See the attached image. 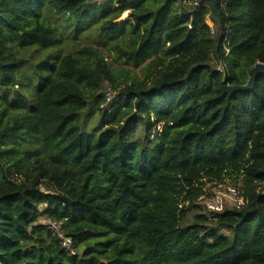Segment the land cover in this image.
Wrapping results in <instances>:
<instances>
[{"label":"trees","instance_id":"obj_1","mask_svg":"<svg viewBox=\"0 0 264 264\" xmlns=\"http://www.w3.org/2000/svg\"><path fill=\"white\" fill-rule=\"evenodd\" d=\"M215 1L220 37L209 0H0V264H264V73L220 89L264 63V0Z\"/></svg>","mask_w":264,"mask_h":264},{"label":"built area","instance_id":"obj_2","mask_svg":"<svg viewBox=\"0 0 264 264\" xmlns=\"http://www.w3.org/2000/svg\"><path fill=\"white\" fill-rule=\"evenodd\" d=\"M201 0H180L181 5H198ZM211 32L215 33L214 24L210 25ZM116 92L110 82L105 83V101L102 108L109 109L114 102ZM210 187H204L203 192L198 198V201L209 211H222L226 206L240 208L246 203L243 192L236 185L228 181H214L209 184ZM50 228L60 238L62 246L70 249L72 247V239L63 229V222L57 220H47Z\"/></svg>","mask_w":264,"mask_h":264},{"label":"water","instance_id":"obj_3","mask_svg":"<svg viewBox=\"0 0 264 264\" xmlns=\"http://www.w3.org/2000/svg\"><path fill=\"white\" fill-rule=\"evenodd\" d=\"M209 1H210L211 9H212V19L221 28L220 33H219V37H220L222 35V20H221L220 14L218 12V9L216 7V1L215 0H209ZM217 43H219V40ZM261 73H264V63L258 62L249 69V72H248L249 78H248V81L246 84H234V85L229 84V83H227L225 76H224L223 82L220 86V89H221L223 94H230V95L236 91H239V90L251 89L256 82V78H257L258 74H261Z\"/></svg>","mask_w":264,"mask_h":264},{"label":"rangeland","instance_id":"obj_4","mask_svg":"<svg viewBox=\"0 0 264 264\" xmlns=\"http://www.w3.org/2000/svg\"><path fill=\"white\" fill-rule=\"evenodd\" d=\"M126 14V13H125ZM124 14V15H125ZM208 23H209V25H211V24H214L213 22H212V20H208ZM90 37H91V40H94V34H91L90 35ZM72 46V44H69V43H67V42H65V48H69V47H71ZM106 55L108 56V58H109V60H110V62H111V65L116 69V72L119 74L122 70H126V71H128V73L127 74H129V75H132V74H137L138 76H141L142 74H141V71H140V69H135V68H133V67H131V66H128V65H121V64H119L118 62H116V61H114V54L113 53H108V52H106ZM106 83V82H105ZM118 96V93H116V95H115V98H114V100H116V97ZM98 111L97 112H93V113H91V114H88L87 115V122H88V125L89 126H91L92 124H94V123H96V121H97V119H98ZM240 183V182H239ZM241 184V183H240ZM208 187H210L209 186V184L207 185Z\"/></svg>","mask_w":264,"mask_h":264}]
</instances>
